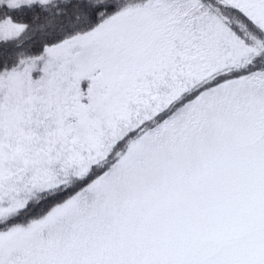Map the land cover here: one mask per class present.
<instances>
[{"label": "snow or ice", "instance_id": "6c2138e0", "mask_svg": "<svg viewBox=\"0 0 264 264\" xmlns=\"http://www.w3.org/2000/svg\"><path fill=\"white\" fill-rule=\"evenodd\" d=\"M0 264H264V0H0Z\"/></svg>", "mask_w": 264, "mask_h": 264}]
</instances>
